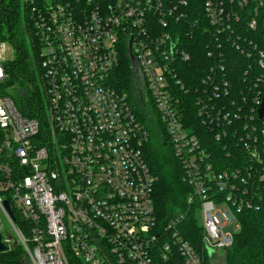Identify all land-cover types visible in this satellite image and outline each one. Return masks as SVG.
I'll use <instances>...</instances> for the list:
<instances>
[{"label":"built area","instance_id":"built-area-1","mask_svg":"<svg viewBox=\"0 0 264 264\" xmlns=\"http://www.w3.org/2000/svg\"><path fill=\"white\" fill-rule=\"evenodd\" d=\"M25 1L33 5L45 99L40 119L22 114L1 89L9 44L0 42V213L16 234L2 235L5 251L16 239L29 258L25 264H205L229 248L240 228L237 211L257 207L264 184V115L257 114L264 73H252L248 89L255 91L248 92L247 83L239 105L231 96L226 48L244 54L251 69L252 63L264 69V0H202L201 34L208 37L211 63L196 78L197 99L180 95L187 89L182 63L191 58L189 30L181 24L190 26L187 0ZM259 23V39L241 32ZM194 24L202 26L199 19ZM123 45L190 187L187 202L202 227L196 247L175 229L178 220L158 227L155 177L143 150L148 133L111 82ZM191 105L216 140L229 129L239 137L244 165L214 168ZM3 200L18 209L28 234L8 217ZM219 202L229 209L222 212ZM227 223L236 230H224Z\"/></svg>","mask_w":264,"mask_h":264},{"label":"trees","instance_id":"trees-1","mask_svg":"<svg viewBox=\"0 0 264 264\" xmlns=\"http://www.w3.org/2000/svg\"><path fill=\"white\" fill-rule=\"evenodd\" d=\"M187 2L190 26H186L183 22L181 24L184 29L189 30L185 41L191 58L182 63L180 76L185 82L188 92L185 93L187 89H180V95L182 99H197L199 91L196 89L199 86L196 78L203 76L207 71L211 59L207 55L208 48L205 42L208 37L201 34L205 31L202 27L206 26L202 0H187ZM32 6L29 1L25 0H0V42H6L14 50V55L11 58L2 61L7 76L1 89L8 95L10 90L15 92L16 99L13 101L22 114L40 118L44 106L43 86L40 77L41 45L38 36L35 35L36 30L31 18ZM198 19L201 21V27L194 24ZM246 19L247 17L243 16L242 23ZM241 32L259 39L263 33L262 24L259 23V29H241ZM205 37L207 38L205 39ZM226 49L231 56L225 63L231 82V96L237 97L238 99L235 100L240 105L248 86H252V83H248L252 73H264V69L258 68L254 63H252L253 68L251 69V60L244 54L234 47ZM245 71L247 72L245 73ZM111 82L114 88L127 95L135 115L148 133L143 150L146 162L155 177L152 198L158 227L162 229L172 220H178L175 229L181 236L189 240L193 247H196L202 227L197 213L189 208L187 202L190 187L183 179L181 163L173 153L163 123L153 105L144 99V94L137 83L134 63L125 45L121 48L118 64L112 70ZM260 88L259 85L258 89ZM250 91H255V89H248V92ZM229 100L223 99L225 104L229 103ZM193 108L194 106L191 105L190 112L192 122L196 126L195 132L204 138L203 144L210 152L214 168L229 170L244 165L246 154L236 145L239 137H236L234 132L229 129L230 132L226 137L220 141L216 140L215 130H209L201 125ZM10 204L16 218V225L21 230L23 228L25 235L28 234L19 212L11 201ZM255 204L257 207L244 206L237 211L236 218L240 228L234 234L232 245L223 251L224 264H264V184L259 186ZM0 261L25 264L24 261H29V258L21 243L15 239L9 250L0 253ZM205 264H211V262L207 260Z\"/></svg>","mask_w":264,"mask_h":264},{"label":"rangeland","instance_id":"rangeland-1","mask_svg":"<svg viewBox=\"0 0 264 264\" xmlns=\"http://www.w3.org/2000/svg\"><path fill=\"white\" fill-rule=\"evenodd\" d=\"M5 55H6L5 59L11 58L14 55V50H13V48L10 45H8V50H7ZM8 93H9V95L11 97H13V99H16L14 91L10 90V91H8ZM42 99H45L43 91H42ZM16 103H17V101H16ZM216 206L222 212H225V211H227L229 209V206L225 202L216 203ZM17 211H18V209H17ZM224 230H229V231H232V232L235 231L236 228H235L234 223H227L226 225H224ZM0 231H1L2 235L5 236V237L7 235H11L13 238H16V234H15L13 228L11 227L8 218L5 215H3V213L0 214ZM210 262H211V264H224L223 251L220 250V251L214 253L210 257Z\"/></svg>","mask_w":264,"mask_h":264},{"label":"water","instance_id":"water-1","mask_svg":"<svg viewBox=\"0 0 264 264\" xmlns=\"http://www.w3.org/2000/svg\"><path fill=\"white\" fill-rule=\"evenodd\" d=\"M257 114H258V119L264 115V84H263L262 100H261L260 106L257 108ZM2 207L5 210V212L7 213L8 217L14 223L16 221V218H15L14 212L11 208L9 201L3 200L2 201ZM6 248H7L6 245L2 241V233L0 231V252L5 251Z\"/></svg>","mask_w":264,"mask_h":264}]
</instances>
